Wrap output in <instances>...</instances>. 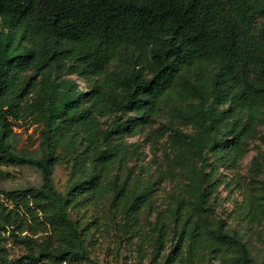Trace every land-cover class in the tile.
Masks as SVG:
<instances>
[{"label": "trees", "instance_id": "1", "mask_svg": "<svg viewBox=\"0 0 264 264\" xmlns=\"http://www.w3.org/2000/svg\"><path fill=\"white\" fill-rule=\"evenodd\" d=\"M165 110L183 139L173 166L143 181L124 175L118 140ZM28 115L42 123L40 157L9 141L12 122ZM263 118L264 0H0V166L41 176L39 187L6 194L12 208L0 205V264L83 260L99 222L114 232V264L122 253L135 264L232 254L251 263L223 219L208 221L219 165L242 154ZM73 139L75 179L62 194L53 167L58 146ZM169 175L180 179L179 200L162 209L154 193Z\"/></svg>", "mask_w": 264, "mask_h": 264}, {"label": "rangeland", "instance_id": "2", "mask_svg": "<svg viewBox=\"0 0 264 264\" xmlns=\"http://www.w3.org/2000/svg\"><path fill=\"white\" fill-rule=\"evenodd\" d=\"M52 77L56 78L57 82L74 80L81 90L87 87L86 83L73 76L53 74ZM174 127L181 129L178 125ZM10 130L9 141L14 152L31 157L42 155V123L39 119L28 115L25 119L12 122ZM118 144L126 150L121 168L123 174L130 173L143 181L150 175L156 177L173 166V156L177 148L183 145V139L172 132L165 110L155 119L153 125L144 129L141 134L134 137L123 134ZM78 148V139L57 148L52 181L54 189L59 193H65L75 179L71 158ZM216 177H220L222 184L218 189L214 215L209 216L208 223L217 218L223 219L228 232L235 233L246 245L251 263L238 261L237 255L232 254L218 261H210L211 264H264V118L258 123L254 135L244 145L242 154L232 156L226 165H219ZM109 178L110 176L104 180ZM179 180L178 177L173 179L171 175L162 179L159 189L154 193V199L162 209L174 199L179 200L174 195V188ZM40 185V172L34 166H0V205L6 209L12 208L13 201L6 196L10 191ZM186 213L183 211L181 214L185 216ZM180 221L184 222L185 217ZM113 237L114 232L110 225L99 222L90 228L86 237V258L63 264H114L109 251ZM17 250L18 248L15 251ZM137 260L135 255L122 253L118 264H135ZM208 263L207 256L199 257L196 262ZM143 264H146L145 260Z\"/></svg>", "mask_w": 264, "mask_h": 264}]
</instances>
